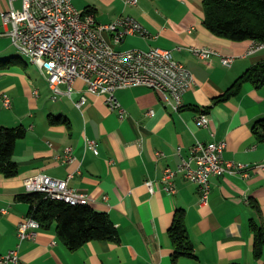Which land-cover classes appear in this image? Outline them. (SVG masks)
I'll return each instance as SVG.
<instances>
[{
  "label": "crops",
  "instance_id": "0c3cea01",
  "mask_svg": "<svg viewBox=\"0 0 264 264\" xmlns=\"http://www.w3.org/2000/svg\"><path fill=\"white\" fill-rule=\"evenodd\" d=\"M72 3L78 10L91 11L99 23L120 16L135 18L149 37L126 36L114 44L105 33L111 46L117 51L170 49L191 72L194 83L183 93L178 111L167 106L158 91L139 86L115 92L126 112L121 117L109 108L105 93L87 92L80 79L73 82L72 99L61 95L52 100L44 76L34 79L14 63L16 58L28 59L12 43V24H4L0 16V125L26 129L13 151L18 174H0V255L19 244L18 226L30 208L19 198L25 193V180L39 173L58 179L72 174L68 186L85 193L92 208L109 215L119 241L93 240L71 251L59 240L54 225L40 227L35 238L19 244L22 264H173L168 229L176 208L186 211L196 257H181L175 264H264V255L253 254L250 227L251 222L264 226L260 167L264 143L252 132L255 122L264 119V85L246 82L239 93L214 102L244 71L264 62V48L249 53L252 40L231 41L211 33L203 24L202 0H137L135 6L123 0ZM12 7L21 9L22 1L0 0V12ZM192 48L216 53L201 60ZM223 57H233L230 66L222 63ZM60 88L64 91L66 86ZM5 94L10 107L3 104ZM83 94L87 101L77 107L74 102ZM204 109L210 121L207 128H200L195 118ZM51 116L61 122L51 123ZM219 141L225 142L223 159L248 165V176L234 171L211 176L206 203L200 201L198 185L182 174L174 178L175 194L161 190L166 167H177L196 142ZM68 147L74 156L70 163L64 161ZM147 180L154 182L155 193L148 190Z\"/></svg>",
  "mask_w": 264,
  "mask_h": 264
},
{
  "label": "built area",
  "instance_id": "2783aa9c",
  "mask_svg": "<svg viewBox=\"0 0 264 264\" xmlns=\"http://www.w3.org/2000/svg\"><path fill=\"white\" fill-rule=\"evenodd\" d=\"M19 10L11 8L0 12L4 24L11 23L9 35L12 43L21 55L36 64L45 77L52 92L51 99L58 100L61 95L73 98V82L82 80L86 91L94 94L105 93L110 109H116L121 117L126 112L115 97L119 89L144 86L158 91L164 103L172 110L182 107V95L194 83L191 72L173 57L172 50L153 46L147 50H115L106 40L108 33L114 44L124 37L138 35L148 38L149 32L131 16H120L108 23H99L91 11H81L74 7L72 0H21ZM125 5L135 6L137 0H123ZM264 48V42L252 40L248 52ZM192 54L201 60H207L216 51L210 48H192ZM230 66L233 57L221 59ZM60 85H65L63 91ZM87 97L81 95L74 104H85ZM3 104L10 107V99L5 94ZM152 115V110H149ZM210 117L199 113L195 124L207 128ZM95 147V142L88 140ZM225 142H196L188 157H182L180 164L166 167L161 178V190L168 195L176 192L174 178L182 174L196 183L201 203H206L210 191V177L225 171H234L248 176V165L223 159ZM180 151V148L177 149ZM157 156L163 155L157 152ZM72 149H65L64 161L72 162ZM264 169V166H260ZM69 174L65 179L53 178L45 174H35L24 182L25 193H42L45 197L66 203L89 204L85 193L68 186ZM145 184L151 193H155L154 182ZM40 224L30 216L20 222L17 230L19 244L26 238H35ZM19 244L6 254L0 255V264H22L19 258Z\"/></svg>",
  "mask_w": 264,
  "mask_h": 264
},
{
  "label": "trees",
  "instance_id": "16d2710c",
  "mask_svg": "<svg viewBox=\"0 0 264 264\" xmlns=\"http://www.w3.org/2000/svg\"><path fill=\"white\" fill-rule=\"evenodd\" d=\"M202 6L203 24L214 35L231 41L264 42V0H202ZM87 11L89 10L86 9L85 12ZM246 82L256 87L264 85V62L244 71L222 95L214 99V102L225 101L239 93ZM200 113H207V109ZM50 121L61 122L55 116H51ZM252 132L259 142L264 143V119L255 122ZM25 135L26 129L22 126L0 125V174L5 177L18 174L13 151L16 141ZM19 198L30 204L28 216L35 219L42 228L54 225L59 240L71 251L93 240L119 241L118 230L109 215L95 210L89 204L72 205L47 198L42 193H24ZM252 206L259 210L257 204ZM185 220L186 211L176 208L168 229L173 264L181 257H196ZM250 227L254 237L253 254L255 258H260L264 255V226L251 222Z\"/></svg>",
  "mask_w": 264,
  "mask_h": 264
},
{
  "label": "rangeland",
  "instance_id": "374dc122",
  "mask_svg": "<svg viewBox=\"0 0 264 264\" xmlns=\"http://www.w3.org/2000/svg\"><path fill=\"white\" fill-rule=\"evenodd\" d=\"M14 63L18 67H25L28 71H30L31 76L34 79L42 80L43 75L36 64L30 62L29 60L27 61L24 57L16 58Z\"/></svg>",
  "mask_w": 264,
  "mask_h": 264
}]
</instances>
